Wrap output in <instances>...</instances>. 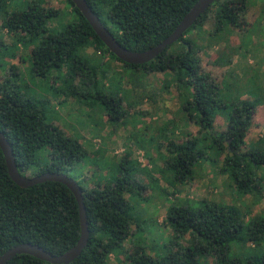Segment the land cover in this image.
I'll return each mask as SVG.
<instances>
[{
  "label": "trees",
  "instance_id": "1",
  "mask_svg": "<svg viewBox=\"0 0 264 264\" xmlns=\"http://www.w3.org/2000/svg\"><path fill=\"white\" fill-rule=\"evenodd\" d=\"M87 1L122 46L142 52L168 38L198 0ZM250 1H217L175 43L183 46L181 50L171 52L173 44L154 61L131 65L118 59L107 48L72 0L67 2L75 20L55 28L49 24L59 18L61 11L45 6L42 0L27 1L24 7L15 6L14 0H0L1 7L7 11L3 27L10 33H23L27 38V52L22 62L29 59L33 75L46 80L67 67L65 79L69 85L65 95L79 103L93 97L104 107L110 126L124 123L129 110L137 108L138 100H156L160 92L137 87L125 92L110 87L111 91L106 92L105 87L110 86L115 78L104 69L107 58L135 72L140 71L144 78L164 74L167 78L162 92L176 87L180 89V98H185L182 109L188 120L197 126L199 135L183 141L180 136L174 137V132L166 130L161 135L152 136L155 139L149 147L163 164L162 168L154 167L152 172L162 170L172 186V189H161L167 200H174L167 207L164 219V226L173 231L167 242L170 249L165 255H156L151 251H155L152 246L133 245L125 260L118 264H210L209 258L214 264H264V218L249 221L244 243L251 251L233 258L232 245L239 240L243 226L241 211L236 205L182 195L188 184L197 178V166L206 162L217 165L219 174L229 181L238 197L250 196L260 200L264 196V178L260 175L264 171V139L250 149L246 143L256 103L252 99L231 97V105H227L212 73L204 70L200 55L202 48L195 40L186 38L197 25L204 26L214 8L217 10V25L210 35L220 33L225 26L239 33L250 31L252 27L246 19L253 5ZM259 2L264 16V0ZM89 47L101 59L97 64L83 56ZM10 73L11 78L0 82V130L14 150L19 172L30 177L47 172L61 173L79 183L87 210L90 239L82 254L71 264H110L112 255L124 251L126 241L132 236V227L136 223L132 201L147 199V185L133 176V172L136 173L134 160L130 155L121 156L115 167L122 177L113 182L99 181L91 186L87 178L81 179V174L76 171L90 156L85 142L48 122L46 102L39 103L25 94L18 82L17 66L12 65ZM123 79L125 87H129L132 80ZM76 80L81 81V85L75 84ZM224 106L229 108L226 126L216 131L214 113ZM44 149L49 150V160L43 161L39 155ZM109 167L111 163L107 162L100 170ZM153 173L150 179L157 185L158 179ZM179 198L188 202L183 203L184 200ZM80 238V210L74 193L58 182L30 188L18 186L9 175L0 148V257L11 248L26 243L37 244L54 255H61L77 245ZM8 264L50 263L22 254Z\"/></svg>",
  "mask_w": 264,
  "mask_h": 264
},
{
  "label": "rangeland",
  "instance_id": "2",
  "mask_svg": "<svg viewBox=\"0 0 264 264\" xmlns=\"http://www.w3.org/2000/svg\"><path fill=\"white\" fill-rule=\"evenodd\" d=\"M27 1L36 0H14V3L15 6L21 5L24 7L23 5ZM42 1L45 6L53 7L61 11L59 18L52 20L49 26H54L53 28H55L59 25L61 26L75 20V15L71 13V8L69 7L67 0ZM224 1L226 0H220V2ZM259 1L260 0L250 1V3H253L247 13L250 20L255 19L260 11H262V5ZM6 12V9L2 8L0 5V82H3L7 78H11L12 74L10 73V67L12 65L17 66L19 68L18 82L25 94L32 99H36L39 103L46 102V107L48 109V122L53 123L55 126H60L65 130L67 135L77 137L85 142L90 151V156L83 161V167L76 171V173L81 174V179L85 180V178H87L88 183H90L91 186H95L99 181L102 183L105 181L113 182L118 177H122L121 173H119V170L116 169L115 166L116 163H119L121 160V156L125 154L124 151H126L123 150V147L121 146L128 144L125 147H129L131 145L130 149L133 151L130 158L133 160L136 159L137 164L136 173L133 172V176H136L141 182L147 185V190L145 192L147 199L144 200L137 198V200L132 201V205L135 208L134 216L136 219V223L132 227V236L126 241L124 251H121L118 255H112L110 264H118L121 261H124L126 253L130 251L133 245L152 246L155 249V251L153 249L151 250L153 251L152 253L156 252V255H165L170 249L167 242L170 241L169 237L173 235V231H170L164 226V219L167 207L172 204V201L174 200L173 198L167 200L161 189H172V186L169 185L168 178L162 170L160 171L159 169L155 173L152 172L154 167L162 168L163 165H160L162 163L157 160L155 155L151 154L152 150L150 151L149 147H151L150 144L153 142L154 137L152 136H157L155 132H157L160 127H165L166 124L168 125L166 128H169L170 126V132L172 127L175 126L179 129L181 126V129H183V135L180 133L179 136L182 140H187L190 137L199 135L198 128L195 124H192V126H184V123H188V118L186 115L187 113L182 109L183 104H185V98H180V89L172 87L169 91L162 92L165 85V79L167 78L164 74L157 73L144 78L140 71L135 72L130 68L123 66L120 62L112 61L107 58V65L104 69L111 74L110 77L115 75V78L112 79L111 82L113 83L110 86L107 85L105 89L103 87L106 92L111 91L110 87L112 89L121 88L123 90L122 92H125L132 87L148 89L150 92H155L157 90L160 92V95L156 100L155 98H144L141 102L138 100L137 108L129 110L130 114L124 123L121 125L110 126L108 124L109 122L104 107L95 101L93 97L88 98L87 101L79 103V101L65 95V91L69 85V82L66 83L67 80L65 79L67 76V67L56 73L53 72L54 75L49 76L46 80H39L33 75L29 59H25L22 62L23 56H26L27 52L25 44L27 38L23 33H10L3 27V20ZM216 25L217 10L214 8L211 10L204 26L197 25L186 35V38L195 40L196 45L199 48H202L200 55L203 64L204 62L209 63V59L213 55H207L208 51H212V49L209 48L210 50L205 52L208 48L204 49V46H209L208 44H213V46L221 45L224 40L230 41V37L234 35L232 28L229 29L228 26L223 27V30L220 33L210 35L209 33H213L216 30ZM262 32H264V22L260 20L256 27L254 26L250 31L242 34L240 44L242 46V55L246 56L247 62V53L249 51L251 53L252 50L255 51L254 48L258 46H255L254 44L255 38L259 37V42H262L264 38ZM182 47L183 46L180 43H177L170 48V51H178L181 50ZM216 51L217 49H214V53ZM83 56L91 59L94 64H97L101 60L92 47L85 50ZM102 63L104 64V62ZM247 68V70L246 68L242 70V74H240L242 75L241 79H239V76L236 78L237 75L233 74L230 77V80L225 82L218 84L215 81L219 86V92H223L227 105H231V97H233V99L236 97L241 99H250V97H254L256 106L259 105V103L262 104V102H264V72H258L256 68L254 69V66L247 65ZM134 72L135 75H132ZM212 75L216 78V75ZM125 77L127 80H132L128 83L129 87H125V81L123 79ZM54 81H57V85ZM81 83L82 82L79 80L75 81V84L77 85H81ZM86 87H89L88 84ZM87 88L86 90H91V88ZM252 92L255 96L251 94ZM241 93H247L250 97L244 98ZM60 97H62L60 101L61 103L59 102ZM228 109L229 108L225 106L217 108L214 117L218 116L220 117L219 119L226 123ZM180 110H182L186 118L185 120H183L182 112H180ZM155 117L160 118V120L154 119ZM168 118L170 122L166 120ZM173 118L180 119V121H176ZM258 118L260 121H264V107L260 109ZM150 124H154L153 133L150 132V130L145 129V126ZM138 126L139 128H143L139 129ZM128 128L130 129L128 130ZM115 129H118V144H116V142L114 144ZM130 134L131 136H129ZM133 143L142 148V150H147L148 154L145 150L141 151L140 149H136L137 147L134 145L132 146ZM157 143L158 141L154 144L156 145ZM114 146L116 147L114 148ZM116 151L118 152L116 153ZM39 155L43 161L49 160L48 149L42 150ZM150 161H152L151 170L149 166ZM107 162L111 163V167H109V169L100 170L102 165H105ZM205 164L209 165V168H207ZM112 166H114L113 169ZM201 169L210 173L211 171H215L216 174L219 175L216 164L214 165L206 162L201 163L197 166L196 173H198V175L202 173V176L197 175L198 178L192 180L188 184L185 193L182 194L183 197L196 200L207 198L210 201L220 202L225 205H236V209L241 211L240 216L243 226L240 231L239 240L232 245L231 257H242L244 254H248V252L251 251V248L244 243L247 238V228L250 225V220L253 221L255 218H264V196L260 200L254 197L249 198V196L247 197L248 199L245 200L243 197H238L235 192L233 193L229 182L227 183L224 193H215L214 190L212 191L213 186L208 183V174L206 175ZM149 170L150 173L148 172ZM152 173L154 178L158 179L157 185L152 179H150ZM179 200H184V198H179ZM186 202H188V200L185 199L183 203ZM209 263L214 264V260L209 258Z\"/></svg>",
  "mask_w": 264,
  "mask_h": 264
},
{
  "label": "water",
  "instance_id": "3",
  "mask_svg": "<svg viewBox=\"0 0 264 264\" xmlns=\"http://www.w3.org/2000/svg\"><path fill=\"white\" fill-rule=\"evenodd\" d=\"M72 1L91 24L99 38L118 59L131 65H143L154 61L169 47L178 42L185 35V33L191 29L219 0H198L168 38L157 46L142 52L132 51L122 46L110 30L103 24L87 0ZM0 148L5 157L9 175L18 186L22 188H30L46 182H58L64 184L74 193L77 199L81 219V238L77 245L66 251L64 254L54 255L37 244L26 243L15 246L3 254L0 257V264H8L16 256L22 254L34 256L50 264H71L82 254L90 239L88 216L82 187L72 177L61 173L47 172L34 177L23 176L18 170L14 150L9 140L1 130Z\"/></svg>",
  "mask_w": 264,
  "mask_h": 264
},
{
  "label": "crops",
  "instance_id": "4",
  "mask_svg": "<svg viewBox=\"0 0 264 264\" xmlns=\"http://www.w3.org/2000/svg\"><path fill=\"white\" fill-rule=\"evenodd\" d=\"M246 19L251 24V27H254V26L256 27L260 20H262L264 22V16L261 15V11H260L259 15L257 17H255V19H253V20H250L248 18V14H246ZM232 30H233L234 35L230 37V41L224 40L221 45H214L213 46V44H208L209 46H204V49L208 48L205 52H207L210 49H212V51H213V52L208 51L207 55H210V54L211 55L213 54V55L210 57L209 63L204 62V64H203L204 70L216 75L215 81L218 84L225 82L227 80H230V77L233 74L237 75L236 78L239 76V79H241L242 75H240V74H242V70L245 68L247 70L249 68V67L247 68V65L248 66H254V69L256 68V70L258 72L259 71L264 72V45H261V44H264V38L262 40L263 43L259 42V37L255 38L254 44H255V46L256 45H258V46L256 48H254L255 51L252 50L251 53H250V51L247 53V55H248V62H247L246 56L242 55V46L240 44L243 33L237 32L236 29H232ZM262 33L264 34V32H262ZM243 39H244V37H243ZM214 49H217V51L215 53H214ZM54 83H56V85H57V81H54ZM241 94L244 98L250 97L249 94H247V93H241ZM251 94L253 96H255L253 92ZM61 99H62V97H60L59 102L61 101ZM250 99L254 100L255 98L250 97ZM255 103H256V101H255ZM262 107H264V102H262V104L259 103V105L256 106V113L254 115V120H253L252 126L250 127V129L248 131L247 138H246V143H247L248 149L257 146L259 144V142L264 139V121H260L258 118L260 109ZM180 112H182V110H180ZM181 114H182L183 120H185L186 118H185L183 112ZM219 118L220 117H218V116L215 117V130L216 131H220L221 129H223L226 126V123ZM154 119L160 120V118H158V117H155ZM173 119L176 121H180V119L179 120L176 118H173ZM166 120L168 122H170L169 118ZM189 122H190V120H188V123ZM164 123H166V122H164ZM188 123H184V126H192V124H193V122H190L189 124ZM153 125L154 124L146 125L145 129H148V130H150V132L153 133L154 132ZM179 125H180V123H179ZM166 126L168 127L167 124L163 128L160 127L159 130L157 132H155V134L161 135V132H164L166 130L169 131L170 126H169V128H166ZM143 127L139 128V126H138L139 129H142ZM59 128L62 129L60 126H59ZM181 128H182L181 126L179 129H177V127H175V126L172 127V129L174 131H172V129H171V132H174L173 133L174 137L179 136L180 133L183 135V131H182L183 129H181ZM129 129L130 128H128V130ZM62 130L65 132L64 129H62ZM117 130L118 129L114 130V144H115V142H116V144H118L117 142H119V136L117 134ZM186 135H187V133H186ZM129 136H131V134ZM183 141H185V140H183ZM126 145H128V144H126ZM133 145L135 147H137L136 149H140L141 151L145 150V149L142 150V148L136 146L135 143H133L132 146ZM125 146H121V147H123V150H126V151H124L125 152L124 155H131L132 151H133L132 149H130L131 145L129 147L128 146L125 147ZM115 147L116 146H114V148ZM145 151L148 154L147 150H145ZM114 152H115V150H114ZM117 152L118 151H116V153ZM117 156H119V155H117ZM134 162H135V165L137 166L136 159H134ZM160 165H163V164H160ZM205 165L207 168H209V165H207V164H205ZM149 166H150V170H151L152 161H150ZM150 170L148 171L149 173H150ZM201 171H203V170L201 169ZM203 172L206 173V175L208 174L207 175L209 177L208 183H209V185L213 186L212 191L214 190L215 193H218V194L224 193L226 186H227V183L229 181L227 179H225V177L221 176L220 174L217 175L215 171H211V173H210V172H207L204 170ZM199 175L202 176V173H200ZM260 175H261V177L264 178V171L261 172ZM198 176H197V178H198ZM249 198H251V197H249ZM247 199L248 198H245V200H247Z\"/></svg>",
  "mask_w": 264,
  "mask_h": 264
}]
</instances>
